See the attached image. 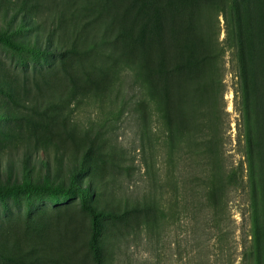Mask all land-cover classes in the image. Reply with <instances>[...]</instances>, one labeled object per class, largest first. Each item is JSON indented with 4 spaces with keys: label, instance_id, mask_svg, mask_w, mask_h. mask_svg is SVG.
Instances as JSON below:
<instances>
[{
    "label": "rangeland",
    "instance_id": "1",
    "mask_svg": "<svg viewBox=\"0 0 264 264\" xmlns=\"http://www.w3.org/2000/svg\"><path fill=\"white\" fill-rule=\"evenodd\" d=\"M232 2L0 0V34L21 45L0 41V190L24 182L64 189L0 193V264H96L90 215L69 190L74 174L98 208L121 211L157 193L169 213L164 264L166 242L189 233L183 214L170 226L175 190L184 208L213 151L223 171L241 178L227 216L238 237L248 234L237 45L264 203V0H236V16ZM144 218L103 220L104 263L153 255L145 240L129 238L108 260L109 243Z\"/></svg>",
    "mask_w": 264,
    "mask_h": 264
},
{
    "label": "trees",
    "instance_id": "2",
    "mask_svg": "<svg viewBox=\"0 0 264 264\" xmlns=\"http://www.w3.org/2000/svg\"><path fill=\"white\" fill-rule=\"evenodd\" d=\"M232 9L237 15L236 0L232 2ZM237 27V26H236ZM0 41L8 45L20 48V44H15L6 34H0ZM238 61L240 65L241 91L243 95L242 115L244 122V149L243 153L247 161L248 171V226L249 232L246 236H237L236 228L227 216V200L233 191L240 188L241 178L235 172L228 173L222 170L217 153L212 149L199 150L203 154L207 151L213 153L201 162L202 174L200 175L201 188L188 189L186 191L187 200L185 207L180 208L179 200L181 192L175 190L173 197V221H181L180 215H185V227L189 231L183 239L172 238L166 242L168 246L164 252V264H264V203H263V185L260 182L259 164L256 162L254 153V131L255 125L248 106L247 81L243 44L237 45ZM182 65H186L183 63ZM136 69V67H135ZM139 100L145 99L146 85L143 79L138 82ZM190 105V104H189ZM190 107L199 109L197 103ZM201 144V143H198ZM214 167L210 173L203 171L204 167ZM76 175L72 176L69 190H75L81 199V205L87 210L92 222V234L89 245L96 264L104 263L103 251L100 244V235L103 230V220L122 221L129 214L144 215V220L136 225H130V229L120 232L109 243L108 260L112 262L116 251L120 250L121 243L129 238L133 240H145L153 255L146 258L145 262L139 264H160L159 245L167 236L169 227V213L162 207L160 196L157 193H151L143 199H138L123 210L117 208H98L88 201L90 196L89 188L81 186L75 181ZM22 189L40 190L48 192L64 191L59 186H49L45 184H34L33 182L17 183L7 186L0 190L1 194L13 193ZM189 200V201H188ZM228 220V221H227ZM179 223V222H178ZM176 227V228H175ZM175 234L178 237L176 229H180L181 223L175 225ZM172 229V231H173ZM161 232H163L161 234ZM174 237V235H173ZM172 245V246H170ZM114 252V253H113ZM154 257V258H153ZM107 260V261H108ZM238 261V262H237Z\"/></svg>",
    "mask_w": 264,
    "mask_h": 264
}]
</instances>
